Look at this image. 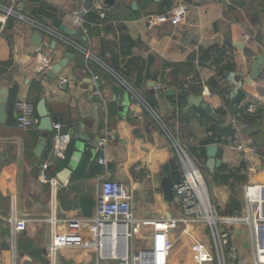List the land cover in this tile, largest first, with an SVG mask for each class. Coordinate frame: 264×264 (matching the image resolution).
Masks as SVG:
<instances>
[{"label": "crops", "instance_id": "0c3cea01", "mask_svg": "<svg viewBox=\"0 0 264 264\" xmlns=\"http://www.w3.org/2000/svg\"><path fill=\"white\" fill-rule=\"evenodd\" d=\"M104 1H86L97 21L88 20L89 11L80 26L72 16L79 8L77 2L23 0L28 17L31 9L51 5L60 25L74 34L60 32V25L54 28L46 19L41 22L46 21L52 30L82 50H76L52 78L46 72L63 58L65 43L41 33L37 47L33 37L38 31L15 18L6 21L0 35V89L7 91L6 120L0 124V243L8 245L0 249V264H52L48 255L56 225L52 221L92 219L104 180L116 181L131 192L137 219L165 221L179 217L177 204L174 200L165 201L161 189V179L166 175L163 165L171 160L178 163L176 151L152 113L190 151L210 135L207 130L211 126L216 130L232 128L233 139L224 136L215 144L219 167L211 171L202 163L207 146L202 159L192 153L191 157L201 168L210 201L220 217L240 212L241 217L252 221L259 206L264 215V70L250 85L245 84L253 59L264 52V0H170L171 6L165 10L158 6L162 0ZM96 3L105 14L104 19H100L101 11L93 5ZM175 16L181 18L177 25L171 23ZM88 22L89 32L84 28ZM122 35L131 44L121 41ZM44 59L48 61L46 66ZM112 60L132 78L138 73L142 78L149 76L139 91L141 95L146 93L145 97H155L152 113L131 103L132 95L121 81L129 84L105 63ZM93 76L98 79L94 81ZM180 86L188 89L182 107L177 105ZM236 88L244 90L245 97L237 115L230 116L226 97ZM169 89L174 94L166 95L165 90ZM191 97H202L223 122L209 119L214 124L211 125L202 119L199 108L188 105ZM41 99L52 123H60L71 135L64 159L53 162L47 171L55 185L43 183L39 177L40 165L51 160L54 133L39 131L37 127L19 130L15 125L17 102H28L36 110ZM251 103L257 107L255 112L247 109ZM188 111L191 118L185 122L179 114ZM242 113L247 114V119ZM102 137L108 138L106 167L97 163L99 154L94 149ZM40 139L44 141L43 150L37 156L34 151ZM238 146H243V150ZM68 154L67 163L62 166L60 163ZM221 167L234 173L235 180L217 178ZM249 187H258L252 203L247 195L252 192H248ZM231 199L237 200L239 207L226 214ZM14 217L25 220L23 231L13 232L8 219ZM196 225L190 227L188 239L182 240L179 231L170 233L174 239L170 264H183L185 256L194 257L204 246ZM56 228L65 231L67 225L58 222ZM227 229L237 264H251L252 246L246 259L239 246L245 235L251 245V226L242 223ZM78 232L89 239V245L59 250L56 263L59 255L63 264H100L93 247V224L84 223ZM145 232L150 234L151 228ZM177 245H181L179 250L174 249ZM184 263L187 264L185 260Z\"/></svg>", "mask_w": 264, "mask_h": 264}, {"label": "built area", "instance_id": "2783aa9c", "mask_svg": "<svg viewBox=\"0 0 264 264\" xmlns=\"http://www.w3.org/2000/svg\"><path fill=\"white\" fill-rule=\"evenodd\" d=\"M77 2L79 8L72 13L76 23L82 26L85 23V16L90 8L86 6L87 0H69ZM99 12L100 19L105 18L98 3L93 4ZM9 18H15L28 22L35 30L55 36L57 39L71 45L76 50L81 51L80 47L71 42L67 37L55 32L48 25L35 21L25 14L23 0H9L7 3L0 1V35L4 29L6 21ZM181 18L175 16L171 23L177 25ZM45 66L48 61L44 59ZM97 76H93L96 81ZM121 81V80H120ZM126 89L136 99L139 105H142L150 113L151 109L135 89L121 81ZM256 105L251 103L247 109L249 112L256 111ZM156 124L162 130L164 135L174 147L178 159V165L181 171V180L174 186V202L177 204L180 215L176 219L165 221L153 220L146 221L137 219L133 213L132 194L122 184L104 180L98 189L96 199V213L92 219H70L64 221L67 230H57L56 225L53 228L48 246V255L52 264H56V256L59 250L64 248H82L89 245V239L78 232V229L84 223H92L95 230V242L93 247L99 261H117L118 264H170V253L174 246V239L170 238L172 231H179L180 235L187 234L193 224H202L209 230L211 245L215 260L208 253V250L202 246L196 252L195 264H227V261L236 259V253L230 244L229 226H236L242 223H248L251 226V246L253 257L251 264H264V215L259 206L256 212H253V220L243 217H220L212 205L207 189L206 182L202 175L199 165L189 156L178 144L175 137L165 124H163L153 113ZM38 118L35 116V108L28 102H17L15 125L19 130H28L38 125ZM54 130L53 145L51 149V160L43 162L39 167V177L41 182L55 185V180L47 175V171L53 162L64 159L68 145L71 140L69 132L64 131L60 123H52ZM107 137H102L94 145L95 151L99 154L97 163L106 167L105 158ZM243 150V146H238ZM258 187H249L248 192H256ZM248 195L249 203L252 198ZM1 221V217H0ZM8 221L13 226V232H21L25 229V220L11 218ZM150 227L151 233L141 240V246L134 248L132 242L139 234Z\"/></svg>", "mask_w": 264, "mask_h": 264}, {"label": "water", "instance_id": "95a60500", "mask_svg": "<svg viewBox=\"0 0 264 264\" xmlns=\"http://www.w3.org/2000/svg\"><path fill=\"white\" fill-rule=\"evenodd\" d=\"M156 2L160 0H155ZM106 4L112 2V0H105ZM133 6H135L133 4ZM44 24L47 25V22L44 21ZM60 32H64L68 36H72L74 33L66 28L64 25H60ZM34 42L35 46L38 47L41 39V33L36 32L34 34ZM76 52V48L67 45L65 52L63 54V58L50 66V69L46 72V76L52 78L54 74H58L62 68H64L68 61L74 57ZM264 70V52L261 55L255 57L252 61L250 74L248 78L245 80L246 85H250L253 81H255L262 71ZM149 86L153 87L154 83H149ZM166 95L174 94L173 89L165 90ZM7 91L5 89H0V124H3L6 120V99ZM245 92L241 88H236L234 92H231L230 95L226 97V101L229 103V115L236 116L239 110V107L244 100ZM145 101L148 104L149 108L152 110L155 104V97L153 95H148L145 97ZM131 103L138 105V101L134 98H131ZM188 105H192L194 107L199 108L204 112L205 116L210 120L222 123L223 119L220 118L211 107L205 102H203L202 97H191L189 98ZM36 114L39 118L37 129L42 132L53 133L52 129V119L49 116L48 110L45 106L44 99H41L36 105ZM43 140H39L38 146L36 147L34 153L39 156L43 150ZM218 147L215 144L209 145L206 147V159L202 161V163L206 166L207 169L213 171L215 168L220 166V159L217 156ZM163 170L165 172V176L161 179V189L163 198L167 202H173L174 200V191L173 188L177 185L181 180V171L176 160H171L167 164L163 165ZM236 217L240 218V212L236 213ZM232 230V228H230ZM8 245L4 242L0 243V249H6Z\"/></svg>", "mask_w": 264, "mask_h": 264}, {"label": "trees", "instance_id": "16d2710c", "mask_svg": "<svg viewBox=\"0 0 264 264\" xmlns=\"http://www.w3.org/2000/svg\"><path fill=\"white\" fill-rule=\"evenodd\" d=\"M158 6L161 9H168L171 6V1L170 0H162ZM56 10L53 9V7L51 5L48 4H42L40 7L35 8V9H31L29 11V18L41 22V20L46 19L48 21L51 22V26L54 28H58L60 25V21L56 18ZM88 20L89 21H97V16L95 15V13H90L88 14ZM84 28L87 30V32L90 31L91 25L88 24L84 25ZM119 29L123 30V27H120ZM121 41L130 43L129 40H127V38L122 35L121 36ZM131 44V43H130ZM105 63L118 75L120 76V78H122L123 80H125L133 89H135L138 93H141V91H139L140 86H145V80L147 78H149V76H146L145 78H142L140 73L137 74V77L132 78L129 75L128 71H123L116 63L115 61H105ZM228 69V68H227ZM187 94H188V89L184 86H180L179 87V94L177 96V105L179 107H182L186 101L187 98ZM146 93L142 92V97L145 98ZM8 114L11 113V109H10V104L8 102ZM198 113L200 115V117L202 119H204L206 122L211 123L212 122L209 120L208 117L205 116V114L203 113V111H201L200 109H198ZM180 116L182 115V120L185 122H188L189 119L191 118V112H182L181 114H179ZM245 115L244 117H246L247 119V114H243L241 116ZM35 116L37 117L36 114V110H35ZM38 118V117H37ZM37 125L34 127V129H36ZM65 131V130H64ZM208 133H210V135L208 137H206L205 139L199 141L198 143V147H194L191 148V153L196 156V158L198 159H202L204 157V152H205V146L211 145V144H217L221 142V138L226 136V137H230L231 139H233L234 136V130L230 127H226L223 129H218L216 130V128L214 126H211L208 130ZM69 154L67 155L66 159L60 163L62 166H65V164L67 163V159H68ZM63 160V159H62ZM61 161V160H59ZM241 167H243V165H241ZM201 170V168H200ZM217 178L221 179V181H226L229 178H233V180H235L234 178V173H232L230 170L226 169L225 167H221L218 170L217 173ZM49 177V176H48ZM239 207V202L235 199H231L229 204H228V210L226 211V214H232L233 212H235Z\"/></svg>", "mask_w": 264, "mask_h": 264}, {"label": "rangeland", "instance_id": "374dc122", "mask_svg": "<svg viewBox=\"0 0 264 264\" xmlns=\"http://www.w3.org/2000/svg\"><path fill=\"white\" fill-rule=\"evenodd\" d=\"M175 139L177 140L178 144L183 148L185 153H187L189 156H191V151L189 149V146L184 145V143L181 142L180 140H178L177 137H175ZM218 216H220L219 213H218ZM194 227H196V229L199 230V234L203 235V241L202 242L204 243V246H202V247L208 250V253L211 254V257L213 258V261H214L215 256L213 254L211 239H210V234H209L208 228L202 224H198ZM147 236H148L147 233L142 231L139 234V236L133 240L132 246L134 248H139V246H141V240L145 239ZM183 239H188V236L186 234H184L182 236V240ZM230 240H231V238H230ZM203 243H201V244L203 245ZM235 244H236V246H238V242L237 243L235 242ZM180 246L181 245H177L176 247H174V249L179 250ZM239 246L245 251V254H244L245 258L244 259H246V257L249 254V250L251 249L250 241H249L247 235H245L244 238L239 241ZM195 259H196V256L191 258V256L188 257V255L185 256V258H184V260L187 262V264H194ZM184 260L182 261L183 264H185ZM229 260L230 261H227V264H237L238 263L237 255H236V259H234V260L229 259ZM49 264H51V263H49ZM56 264H63V258L59 255H58V263H56ZM100 264H118V262L117 261H101Z\"/></svg>", "mask_w": 264, "mask_h": 264}, {"label": "bare ground", "instance_id": "6f19581e", "mask_svg": "<svg viewBox=\"0 0 264 264\" xmlns=\"http://www.w3.org/2000/svg\"><path fill=\"white\" fill-rule=\"evenodd\" d=\"M250 196L252 197V199L257 198V192L252 191ZM55 263H56V260H55Z\"/></svg>", "mask_w": 264, "mask_h": 264}]
</instances>
